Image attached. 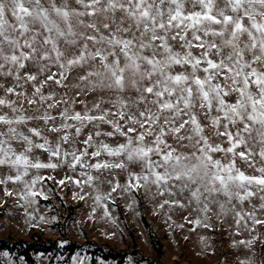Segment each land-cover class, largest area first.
I'll use <instances>...</instances> for the list:
<instances>
[{"label": "snow or ice", "instance_id": "obj_1", "mask_svg": "<svg viewBox=\"0 0 264 264\" xmlns=\"http://www.w3.org/2000/svg\"><path fill=\"white\" fill-rule=\"evenodd\" d=\"M29 66L37 71L21 74ZM77 70L83 72L77 97L101 89L115 92V98L102 97L89 108L83 100L43 92L49 82L66 87ZM45 73L50 74L37 84ZM0 77L15 82L0 83V167L15 170L0 184L23 181L27 202L47 199L37 188L44 176L24 179L30 169L66 164L73 170L79 166L84 179L67 176L57 183L93 187L97 205L118 189L151 184L171 192L167 186L176 184L204 213L218 204L221 212L234 213L237 225L249 228L247 217L250 231L264 226L257 217V211L264 212V0H48V6L42 0H0ZM26 83L33 88L30 97L22 90ZM126 92L135 94L125 98ZM20 97L39 105L40 115H27ZM77 103L83 111L75 110ZM198 113L221 142L204 135ZM33 121L42 125L32 126ZM102 136L123 142L113 146ZM169 136L177 143L189 141L195 151L178 152ZM34 150L46 153L48 162L34 159ZM102 155L119 159H96ZM237 159L255 174L241 170ZM115 169L127 172L125 183L89 171ZM96 181L109 184L110 191L100 192ZM246 202L251 211L244 209ZM239 243L252 246V240ZM0 256L12 264L7 252Z\"/></svg>", "mask_w": 264, "mask_h": 264}, {"label": "rangeland", "instance_id": "obj_2", "mask_svg": "<svg viewBox=\"0 0 264 264\" xmlns=\"http://www.w3.org/2000/svg\"><path fill=\"white\" fill-rule=\"evenodd\" d=\"M42 2L48 6V0H42ZM176 47L179 46L176 45ZM23 71L36 72L37 67L29 66L22 70L21 74ZM51 71H58V69L53 67ZM48 74L50 73L39 75L36 83L45 79ZM82 74V71H73L65 81L66 87L49 82L43 88V92L45 94L55 93L56 99L66 95L70 100L73 98L83 100L89 108L102 97L104 100H109L114 99L117 95L111 90L97 89L95 92H88L87 95L81 94L77 97L76 93L80 89L76 85ZM0 83L7 87L15 82L11 78L5 80L0 77ZM22 90L26 96L30 97L33 91L31 83L24 84ZM17 91H21V89H17ZM134 94V92H126L121 95L127 98ZM2 95L4 92L3 89H0V96ZM9 98L16 99V97ZM231 99L234 100L235 97L233 96ZM19 102L23 103L27 115H40V112L36 110L39 105L30 106L25 97H20ZM74 107L77 111H83V105L79 103ZM103 107H109V105L105 103ZM3 111H8V109H3ZM198 116L201 124L205 126L204 135L208 136L213 143L221 142L214 135V129L210 122L199 113ZM31 125L41 126L42 122L33 121ZM3 127L0 125V130H3ZM103 130L110 131L111 127L103 125ZM87 131L80 139L86 137ZM49 138L54 141L56 137L49 134ZM99 139L113 146L123 142V137L119 136H102ZM150 141L151 138H149ZM168 142L178 152L195 151L189 141H184L181 144L169 136ZM31 155L34 159L39 158L42 162H48V155L41 150H34ZM216 158H222V154L217 153ZM96 159L110 161L119 158L102 155ZM53 162L57 161L54 159ZM236 163L241 170L248 174H255L239 159ZM132 170L139 172L140 168L133 166ZM159 170L162 171V169ZM80 171L79 166L73 170L66 164H62L55 170L30 169L25 180H30L36 174L45 177V180L41 181L37 188L43 189L47 199L38 196L35 198L36 203H29L24 199L23 181H9L6 184H0V240L15 246L17 244L22 246V243L51 245L52 251L49 253L34 254L36 264H78V261H82L83 264H91L92 256H95L96 264H117L119 260H121V264H239L241 260H250L251 264H264V226L256 225L255 230L250 231L252 222L247 217L249 228L243 227L244 222L237 225L234 213L232 211L221 212L218 204H211L210 211L204 213L199 210L202 205H198L192 200L190 192L182 190L176 184L167 186L171 188V192L163 191L162 188L151 184L128 192L118 189L117 192L112 193L111 199H106L101 205H97L95 202L96 191L93 187L78 186L67 180L64 185L57 183L67 176H71L73 180L84 179L79 176ZM89 171L94 176H100L102 180L115 177L121 184L125 183L127 177L126 171L118 169L112 170L111 173L108 170H104L102 173L96 170ZM8 175H15V170L0 167V179H4ZM48 176L53 179L48 180ZM94 183L100 192L110 191L109 184L99 181ZM161 191H163V195L160 194ZM80 195H83L84 199H79ZM173 201H178V203H173ZM219 201L225 202V198L221 196ZM252 203L258 204L259 201L253 199ZM104 204L107 205L108 216L104 215ZM226 207L230 208L231 205H226ZM244 209L251 211L247 202ZM237 210H239V206H237ZM143 216L162 243L160 255L154 249ZM41 217L44 219L41 220ZM257 217L264 219V212L257 211ZM197 219H200L202 223L196 224ZM204 224L209 226L205 227ZM242 240H252V246L249 248L247 245L240 244L239 241ZM68 245L74 248L73 253L66 248ZM2 252L8 253L12 264H28L25 258L17 253L13 254L7 250L0 253ZM103 252L116 255L117 259H104ZM5 260L6 258L0 256L1 264H5Z\"/></svg>", "mask_w": 264, "mask_h": 264}, {"label": "trees", "instance_id": "obj_3", "mask_svg": "<svg viewBox=\"0 0 264 264\" xmlns=\"http://www.w3.org/2000/svg\"><path fill=\"white\" fill-rule=\"evenodd\" d=\"M143 219H144L145 225L148 229L149 237H150L151 242L154 246V249H155L156 253L158 255H160L162 253V243H161L159 237L157 236V234L152 229L149 222H147L145 216H143ZM66 248L71 253H73L74 248H72L71 245L66 246ZM3 250H7L13 254L17 253L18 255L23 256L25 258V260L28 262V264H36L35 259H34V254L39 253V252L49 253L50 251H52V246L51 245L43 246L42 244H36V243H31L29 245L22 243V246H20L19 244H17V246H15V245H11L9 243H6L3 240H0V252ZM102 257L104 259H111V258L117 259L116 255H113V254L108 253V252H106V253L103 252ZM0 264H1V262H0ZM91 264H96L95 256L94 257L92 256ZM117 264H121V260H119Z\"/></svg>", "mask_w": 264, "mask_h": 264}]
</instances>
